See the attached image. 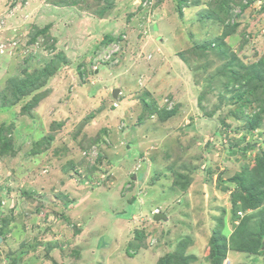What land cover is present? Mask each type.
<instances>
[{
	"label": "rangeland",
	"instance_id": "rangeland-1",
	"mask_svg": "<svg viewBox=\"0 0 264 264\" xmlns=\"http://www.w3.org/2000/svg\"><path fill=\"white\" fill-rule=\"evenodd\" d=\"M110 1L0 0V264H264V198L233 218L264 152V0Z\"/></svg>",
	"mask_w": 264,
	"mask_h": 264
},
{
	"label": "trees",
	"instance_id": "trees-1",
	"mask_svg": "<svg viewBox=\"0 0 264 264\" xmlns=\"http://www.w3.org/2000/svg\"><path fill=\"white\" fill-rule=\"evenodd\" d=\"M109 2H111V1L109 0ZM110 5H111V3H110ZM110 5H108V8L105 11L104 10L102 11V14L108 11ZM111 41H113V40L110 36H105V38L103 40V44H107ZM228 62H229L230 67H232V65H238L239 64V62L236 60V58L233 55H232V58H230ZM263 65H264V56L262 57V59H260L259 63L252 64L249 67H245V68L248 70L249 69L250 70H256L253 73L254 74L253 80H256L262 72V68L264 67ZM54 72H56V68L51 73V75ZM51 75L47 74V72H41L38 76L35 75V78H38L39 84H40V82H46L47 83L48 82L47 79ZM230 75H231V78L228 80L231 81L233 79L234 82L238 83V85L240 87L239 91H242L245 88V85L247 84V81L249 79L248 75L246 73H241L238 71H236V72L231 71ZM19 82H21V84H26V86L29 88L30 91L28 93H26L23 97L18 99V101L19 100L21 101L22 99L25 100V98L27 96H30V95L32 96L33 93L35 91H37V89H38V86L36 87V84H38V83L34 82V80L32 78H30V80L27 79L26 82L24 81V79H20ZM253 82H256V81H253ZM26 86H25V88H27ZM257 87H259V88H257ZM257 87H255L253 89V91L251 90L250 92H251L252 96H254V97H255V94L257 92L258 95L256 96V98L260 99L259 100V103H260L261 100H263L262 98L264 96V83L261 85H257ZM41 100H42V95H40V97L38 95L34 99L31 98V100L25 101L22 108H21L22 113L28 115L30 110L32 108L36 107ZM256 101H257V99H256ZM164 112H166V111L164 110ZM251 120H252V117L248 116L247 121L250 122ZM250 124H251V122H250ZM257 161L258 162H257L256 169L251 168L252 170H257L254 174V180H253L254 181L253 187H256V189H252V184L250 183V181L241 179L242 176L238 175V177L234 178L235 181L239 185L238 186L239 191H237V193L235 195V199H238V200H235L233 203L236 204L239 201V205L236 206V208L233 212V214H234L233 218H236V212L237 211L242 212V211H246L249 209H253L257 205V201L258 202L263 201V198H264V152L261 153V156L259 157V159ZM185 178H187V177H185ZM177 181H179V180L175 177L174 185H176L175 182H177ZM177 186H178V184H177ZM183 191H185V189H183ZM246 220H247L246 218H243L241 220V222L236 226L234 233L231 234V237H232L231 240H233V238H236L234 245L236 246V249H238V250L243 249L245 247V244H247L249 242H251L254 245L257 244L256 241H254V240L248 241L246 239V236H247ZM232 223L234 224V223H236V221L233 219ZM258 234H259L258 237L264 236V220L260 226ZM243 238H245L244 241L242 240ZM213 240L214 239H210L211 244L213 245L212 246V252L220 253L221 249L218 248L217 244ZM258 247H259L260 251H262L264 249V244H260ZM175 250L172 253L165 254L164 257L157 262V264H187L186 262L188 260L194 259V255L193 256L191 255L190 258L185 256L186 254H183L185 249H183V248H180V253H177V251L175 252ZM174 254H175V256H174ZM177 254H180L181 258H180V260L176 259V261H174Z\"/></svg>",
	"mask_w": 264,
	"mask_h": 264
},
{
	"label": "built area",
	"instance_id": "built-area-1",
	"mask_svg": "<svg viewBox=\"0 0 264 264\" xmlns=\"http://www.w3.org/2000/svg\"><path fill=\"white\" fill-rule=\"evenodd\" d=\"M112 43V44H111ZM109 44H106L103 48H100L98 53V56L95 57L92 60V69L96 70L97 66H99L100 64H112L114 63L115 60V56L117 55L118 51H116V46L115 44H113L114 42H111Z\"/></svg>",
	"mask_w": 264,
	"mask_h": 264
},
{
	"label": "water",
	"instance_id": "water-1",
	"mask_svg": "<svg viewBox=\"0 0 264 264\" xmlns=\"http://www.w3.org/2000/svg\"><path fill=\"white\" fill-rule=\"evenodd\" d=\"M117 94H118V89H114L113 91H112V97L113 98H117ZM153 220L155 221V222H157V221H166L167 220V217H166V215L165 214H163V213H158V214H155L154 216H153ZM1 241V240H0Z\"/></svg>",
	"mask_w": 264,
	"mask_h": 264
},
{
	"label": "clouds",
	"instance_id": "clouds-1",
	"mask_svg": "<svg viewBox=\"0 0 264 264\" xmlns=\"http://www.w3.org/2000/svg\"><path fill=\"white\" fill-rule=\"evenodd\" d=\"M103 45H106V44H103ZM113 91V90H112ZM158 213H161V212H158L157 210L156 211H154L152 214H153V216L155 215V214H158Z\"/></svg>",
	"mask_w": 264,
	"mask_h": 264
}]
</instances>
